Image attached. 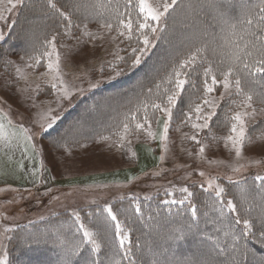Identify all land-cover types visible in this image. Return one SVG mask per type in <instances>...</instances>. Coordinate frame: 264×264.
Here are the masks:
<instances>
[{
	"label": "rangeland",
	"instance_id": "rangeland-1",
	"mask_svg": "<svg viewBox=\"0 0 264 264\" xmlns=\"http://www.w3.org/2000/svg\"><path fill=\"white\" fill-rule=\"evenodd\" d=\"M20 6L11 13L5 12L6 19L0 20V33L4 36L0 40V53ZM57 30V52L61 56L63 79L72 92L69 98L58 100L59 93L47 82L49 78L42 75L48 71L47 58H42L35 68H29L27 65L32 61L23 57L22 53H13L4 48L5 53L0 54V116L5 117V125L8 120L12 121V125H8L9 133L15 131L14 126L17 125L30 129L37 153L35 159L31 158V153L25 155L20 163L16 159L24 154L22 149H9L0 144V256L7 254V264H19L18 260L28 261L29 246L48 243L39 228L58 231L63 219L69 218L66 220L72 222L74 213L79 214L81 222L91 226L88 220L90 216L111 206L127 228L136 221L133 219L131 222L132 213L128 205L121 204L125 198H130L136 206L138 203L144 205L142 201L148 199L166 205L171 204L173 199H182L185 194L179 189L186 187L194 194L191 203L197 208L202 202L207 209L206 206L211 207L216 201L213 188L208 187L209 180L215 182L214 186L220 185L225 189V200H232L236 204L237 189H230L229 183L264 176V139H261L264 137V113L259 112L261 105L254 104L257 114L247 118L248 138L242 149L243 158H236L230 145L225 147L223 137L228 134V119L238 110L237 104L241 99L235 95L222 100L217 109V114L223 109L224 113L228 110L230 116L227 113L223 115L224 121L213 128L214 116L210 128L199 133L198 139L205 146L203 154L199 153L201 145L189 139L192 130L183 123V114L188 108H178L179 100L173 109L167 141L160 139L163 131L161 119L159 125L153 124L155 138L148 137L146 132L135 133L128 137L131 142H125L122 148L115 143L117 137L113 135L119 130L118 121L116 125L109 124V133L100 135L91 143L73 146L70 155L67 152L59 153L47 138L49 132L59 127L67 115L70 116L84 96L116 76L112 63L119 65L117 70L125 71L126 64L116 61L113 53L118 52L128 59L137 41L128 44L123 37L114 41L105 31L98 33L104 39L91 40L83 32L72 35V28L67 36L63 35V27ZM111 36H116V33H111ZM157 41H154L155 45ZM154 51L155 47L145 57ZM18 68L20 72H17ZM197 74H191L193 81H196ZM222 91L223 88L217 85L212 95L218 97ZM49 109L50 115L56 118L55 124L52 129L43 132L37 121L40 113ZM103 137L111 138L105 140ZM213 137L216 139L213 140ZM234 168L240 171L234 172ZM32 173L36 174L35 177ZM169 192L172 195H168ZM203 193L208 198L202 197ZM184 204H188V201ZM134 214H137L136 208ZM151 221L148 218L145 224L142 222L144 228L151 227L150 224L154 229L163 226ZM5 228L12 230L5 235ZM36 228L39 233L32 239V230ZM154 237L152 235L151 239ZM54 243L61 244L59 240H54ZM186 249L194 253L195 259L202 257V252L194 250L192 246ZM160 253L163 255L164 251ZM182 253L187 252L184 250ZM173 262L179 264L176 258H173ZM49 264L61 263L51 261Z\"/></svg>",
	"mask_w": 264,
	"mask_h": 264
},
{
	"label": "snow or ice",
	"instance_id": "snow-or-ice-1",
	"mask_svg": "<svg viewBox=\"0 0 264 264\" xmlns=\"http://www.w3.org/2000/svg\"><path fill=\"white\" fill-rule=\"evenodd\" d=\"M23 2L24 0H0V6H3L0 9V20L6 19L5 12L11 13ZM45 3L47 9L59 18L60 24L57 27L65 29L63 33L65 36L70 34L73 27V15L83 10V18L88 20L89 16H93L90 10L95 9L93 18L109 38L114 41L121 37L129 41L135 38L137 45L131 49L132 55L128 59L120 56L118 52L113 53L116 61L127 64L128 70H133L142 64L144 57L155 47L154 41L163 38L161 34L167 29L168 19L178 7L183 5L184 0H123L122 5L120 0H107L106 3L104 0H89L87 3L82 0H68V3L60 6L57 0H45ZM204 5L213 9L218 8L217 0H203L200 7ZM187 7L192 9L194 6L188 4ZM239 8L240 16L236 18V22L226 18L224 13H220L218 17L216 26L220 28L221 33L227 32L226 36L218 37L224 42L223 44H217V37L213 36L212 40L201 41L198 45L189 47L183 55L174 57L164 66L162 73L157 70L158 82L154 80L153 86L149 87L146 93L141 92L140 95L143 98H138L136 105L129 108L120 122L119 130L113 133L117 137L116 144L123 148L125 142H131L128 140L130 135L140 132H146L148 137L155 138V133L152 131L153 124L159 125L161 119L163 120V131L160 139L162 142L167 141L169 125L173 119V109L181 94L187 91L185 85H189L197 91L192 94L195 99L190 98L188 111L183 114V123L192 130L193 134L189 139L198 145H201V140L198 139L199 133L210 128V122L214 116H217L220 102L233 95L241 98L237 104L238 110L234 111L228 119V134L223 137V140L225 147L230 145L231 150H234L236 158H243L242 149L248 138L247 118L255 117L257 114V109L253 105L257 103L261 105L259 112L264 113V3L257 8L241 3ZM105 12L108 13L107 16L104 15ZM44 15L47 16L48 13L45 12ZM44 23L46 27H51L47 26L46 21ZM87 27L85 23L83 34L91 40L104 39L103 36L88 32ZM113 32L116 36H111ZM58 35L55 29L51 33H46L40 45L41 50L38 54L29 56L32 63L27 66L35 68L42 58H47L48 71L42 75L49 78L47 82L59 93V100L69 98L72 92L71 87L63 79L61 56L57 52ZM3 39L4 36L0 33V40ZM225 47L228 49L227 55L222 51ZM111 67L116 70V75L121 74V71L117 70L119 67L117 63H112ZM20 71L21 69L18 68L17 72ZM193 72L203 77L199 88L191 78ZM217 85L223 88L218 97L212 95ZM50 112V109L42 111L37 121L43 132L52 129L55 124L56 118L50 115ZM4 119L5 117L0 116V144L9 149L13 147L22 149L24 155L31 153V158L35 159L36 145L33 142L31 130L23 125H17L14 126L15 131L9 133L8 125H12V121L8 120L5 125ZM110 138L103 137L105 140ZM215 139L213 137V140ZM73 143L75 141H65L61 147L70 155ZM204 152L205 146L201 145L199 153ZM20 166L23 167L22 164ZM233 171L239 172L240 169L234 168ZM32 175L35 177L36 174L32 173ZM255 180L260 182L257 194L262 201L260 225L256 231H254L255 223L247 216L240 215L242 209L232 200L223 198L225 189L220 185L214 186L213 180L208 181V187L213 188L216 197L213 208L220 212L221 216L225 215L224 208H227L229 213H235V224L242 225V227L238 232L233 229L225 233L234 242L231 253H228L227 248L216 243L213 248L201 253V259L195 261L186 259L182 264H245L247 251L241 252L239 242L242 239L256 238L257 235L261 247H264V176L257 175ZM179 191L185 194L183 198L173 199L170 203L183 205L185 201H188L193 221L189 224V228H195L197 227L198 209L191 203L194 194L186 187ZM168 195L172 193L169 192ZM241 200L244 203L248 202L245 195H242ZM136 213H140L139 207L136 208ZM74 216L72 235L64 239L57 237L64 245L61 264H104V261L100 259V254L102 248L108 244H111L114 249L111 264H123L124 261H127V264H138L130 247L128 229L111 206L105 207L91 226L81 222L78 213H74ZM11 230L5 228L4 234L6 235ZM225 254H227L225 260L217 259ZM0 264H7L6 253L0 256Z\"/></svg>",
	"mask_w": 264,
	"mask_h": 264
},
{
	"label": "trees",
	"instance_id": "trees-1",
	"mask_svg": "<svg viewBox=\"0 0 264 264\" xmlns=\"http://www.w3.org/2000/svg\"><path fill=\"white\" fill-rule=\"evenodd\" d=\"M82 2L87 3L89 0H82ZM104 2L106 3L107 0H104ZM57 3L58 6L64 5L68 3V0H57ZM120 3L122 5L123 0H120ZM241 3L251 8H257V6L264 3V0H217L218 8L216 9L209 8L206 5L201 8L203 0H184L183 5L178 7L168 19L167 29L163 35L161 34L163 38L158 39L154 53L145 57L142 64L137 68L128 70L126 64L127 68L120 75L113 76L104 81L102 85L95 87L92 92L80 100L81 103L72 110L70 116L67 115L60 122L59 127L49 132L47 138L53 142L55 150L60 151L59 153H66L64 148L61 147V144L65 141H75L72 147H76L83 142L91 143L100 135L109 133V124L116 125L115 123L118 121L121 122L129 108L136 105L138 98H143L140 95L141 92L146 93L147 89L153 86L154 80L158 82V78H156L157 70L162 73L166 64L174 57L183 55L189 47L198 45L201 41L212 40L213 36L217 37V44H223L224 42L218 37L221 35L226 36L227 32L221 33L220 28L216 26L218 17L220 13H224L226 18L236 22V18L240 16L239 6ZM188 4H192L194 7L189 9ZM90 11L94 16L96 10L92 9ZM45 12L48 13L47 16L44 15ZM104 15L107 16L108 13L105 12ZM83 16V10L81 13L72 16V35H79V32H84L85 23L88 25L86 30L91 31L93 34L98 35V33L104 31L93 16H89L88 20H84ZM45 21L47 26L51 27H46ZM59 24V18L47 9L45 0H24L3 42L1 53H5V48L13 53H22L23 57L29 59V56L36 55L41 50L40 45L46 33H51L53 29L58 32L59 27L57 25ZM76 25H80V27H76ZM135 41V39L128 40L127 43L131 44ZM222 51L227 55L228 49L226 47ZM1 58L0 56V61ZM202 80V75L197 74L196 81H193L197 88L202 85ZM185 88L187 91L181 94L178 108L181 106L188 108L190 98L195 99L192 94L196 93L197 89L191 88L189 85H186ZM257 90L259 91V89ZM219 112L212 124L213 128L219 127L221 122L224 121L223 115L225 116L227 113V116H230L228 110L224 113L223 109H220ZM228 117L226 118L228 119ZM259 183L253 177L239 183H229L230 189H237L236 205L242 209L240 215L247 216L255 223L256 229L254 231L260 225L259 217L262 201L257 194ZM242 195L247 196V203L241 200ZM203 196L208 198L204 193ZM142 202L144 205L137 204L141 207L139 214H134V209L138 206L134 205L130 198H125L121 202L122 205H128L132 213L131 222L133 219L136 221V224L130 227L127 226V229L129 238H131L130 247L138 264H177L173 262V258H176L179 264H182L186 259L195 261L199 258L195 259L194 253L192 254L186 248L192 246L194 250L203 253L213 248L216 243L227 248L228 253H231L234 242L225 233L233 229L238 232L242 227V225L235 224V213H229L227 208H224L225 215L221 216L220 212L213 208V204L211 207L206 206L207 209H205L204 203L199 202L196 218L197 227L189 228V224L193 221L188 204L163 205L157 201V203H153V199L143 200ZM211 202H214V198L211 199ZM205 211L206 215H203ZM100 213L97 212L90 216L88 219L90 225ZM148 218L152 219L151 222L155 221V224L159 223L163 226L154 229L150 224L151 227L144 228L145 220ZM66 219L69 218L61 221L62 224H60L58 231L53 232L47 228H39L42 237L48 243H40L37 247L29 246L27 251L28 261L18 260V263L49 264L51 261L61 263L64 245L55 244L54 240H58L57 237L64 239L72 235L75 218H72V222ZM38 233V228L32 230V239L36 238L34 235ZM152 235L155 236L153 239H151ZM203 238L204 240H202ZM239 247L241 252L247 251L245 264H264V247H261L258 235L256 238L242 239L239 242ZM161 250L164 251L163 255L160 253ZM184 250L187 253H182ZM34 251L35 253H33ZM113 251L111 244L102 248L100 259L104 261V264H111ZM154 257L157 258L153 260ZM226 258L227 254L217 257L218 260H225ZM123 264H127V261H124Z\"/></svg>",
	"mask_w": 264,
	"mask_h": 264
},
{
	"label": "crops",
	"instance_id": "crops-1",
	"mask_svg": "<svg viewBox=\"0 0 264 264\" xmlns=\"http://www.w3.org/2000/svg\"><path fill=\"white\" fill-rule=\"evenodd\" d=\"M24 156H25L24 154H22V155L20 156L21 160H20V158H19V159H16L15 157H14V159L18 160V161L21 163V162H23L22 160H23Z\"/></svg>",
	"mask_w": 264,
	"mask_h": 264
}]
</instances>
